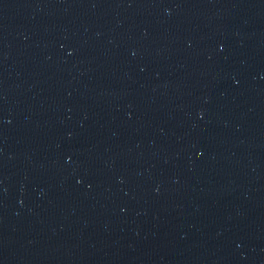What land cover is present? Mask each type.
<instances>
[{
	"label": "water",
	"instance_id": "95a60500",
	"mask_svg": "<svg viewBox=\"0 0 264 264\" xmlns=\"http://www.w3.org/2000/svg\"><path fill=\"white\" fill-rule=\"evenodd\" d=\"M0 264H264V0H0Z\"/></svg>",
	"mask_w": 264,
	"mask_h": 264
}]
</instances>
